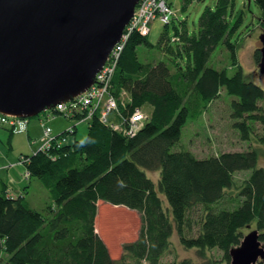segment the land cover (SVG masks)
Listing matches in <instances>:
<instances>
[{"label":"trees","instance_id":"16d2710c","mask_svg":"<svg viewBox=\"0 0 264 264\" xmlns=\"http://www.w3.org/2000/svg\"><path fill=\"white\" fill-rule=\"evenodd\" d=\"M190 2L182 0L181 10ZM247 3L249 8L256 4L262 22L264 0H244L243 6ZM236 6V0H216L202 10L193 31L181 20L172 37L167 33L171 19L164 23L157 46L169 61L138 60L136 47L150 43L147 35L132 33L110 80L116 110L105 117L100 110L90 115L78 98L63 109L43 110L37 118L39 136L28 139L36 148L15 161L23 170L21 184L6 183L0 173V264H158L174 236L205 264L220 263L208 254L213 250L230 264L229 250L248 228L257 230L264 244V89L246 79L238 62V44L232 39L243 25L244 10ZM219 45L230 51L235 66L230 75L208 64ZM260 56L257 47L256 64ZM222 90L235 97L230 116L239 139L255 147L198 157L181 144L182 130ZM136 114L140 117L132 121ZM55 115L74 124L55 131L50 123ZM22 119L23 131L0 122L9 145L14 133H27L30 117ZM82 120L88 123L87 133L79 140L76 121ZM47 127L52 143L40 147ZM239 172L246 176L236 181ZM32 177L52 197L45 213L26 198ZM101 203L139 214L138 235L122 245L119 258L97 229ZM169 264L198 263L182 258Z\"/></svg>","mask_w":264,"mask_h":264},{"label":"water","instance_id":"95a60500","mask_svg":"<svg viewBox=\"0 0 264 264\" xmlns=\"http://www.w3.org/2000/svg\"><path fill=\"white\" fill-rule=\"evenodd\" d=\"M138 2L0 0V113L32 117L86 91ZM259 39L264 74V28ZM229 255L230 264H264L258 231L245 234Z\"/></svg>","mask_w":264,"mask_h":264},{"label":"rangeland","instance_id":"374dc122","mask_svg":"<svg viewBox=\"0 0 264 264\" xmlns=\"http://www.w3.org/2000/svg\"><path fill=\"white\" fill-rule=\"evenodd\" d=\"M167 1L171 4L173 11V15L170 16L171 22L167 25L168 37H172L174 34V25H179L181 20H186V22H188L189 31H193L202 10L206 6L213 7L216 0H191L185 10H181L183 4L182 0ZM243 1L244 0H236L237 9L242 8L244 10V21L238 33L234 35L232 41H235L238 44L236 55L238 62L241 63L243 67L246 79L254 81L264 89V74L259 72L258 65L253 60V51L255 48L261 46L259 36L264 28V23L259 20L261 14L256 4L251 3L249 8L248 3L243 6ZM136 6L138 5L136 4L135 7ZM160 16L162 15L160 14ZM158 17L159 13H156L155 17L150 19L148 24L150 28L148 30L147 40L150 45L140 44L136 47L137 57L141 62L154 63L160 60L169 61L168 55H165L157 46L158 39L165 28V24L161 22ZM172 44L175 45V43ZM107 61L112 65L111 57ZM208 64L216 69H226L229 75L235 70V66L230 58V51L224 45H219L212 52ZM110 70L111 69H109V71ZM115 70L116 68L114 69V72ZM108 76L110 77V75ZM104 80L105 87L99 85L96 90L93 87L91 89L93 98L100 97L99 107L96 110L101 111L109 106L110 111H115L116 107L110 105L108 102V99L110 98L107 99L106 96H104L106 93H111V91H109L110 85L107 87V79L105 78ZM104 80L100 81V84H103ZM110 96L113 97V94ZM234 98V96L228 95L222 90L221 94L210 103L209 107L198 119L188 121L182 130L180 140L184 148L191 149L198 157H205L223 151H240L246 150L251 146L255 147V144H251L249 141L240 140L237 129L232 125L233 120L230 116V102ZM44 113L45 111H41L39 114L30 117L29 120H31V123L36 124L37 118ZM55 117L56 118L50 121L55 129L62 130V127L74 124L73 121H69L61 115H55ZM114 118V115L111 113L109 119L112 120ZM87 126L88 123L86 120L79 122L76 121L75 134L77 139H85ZM0 133V154H11L17 157L20 153H31L33 149L36 148V145L28 144L24 132L13 134L10 144L12 147L8 149V133L5 130ZM33 139H35V136H32L31 140ZM257 146L261 147L260 145ZM16 157H14L13 160H15ZM261 163L264 165V153L261 154ZM17 171L21 173L23 172V170L20 171V169ZM21 173H18V176L21 177ZM149 175L153 177L151 173H149ZM1 176L3 177V173H1ZM244 176H246L245 172H239L235 174V180L240 181ZM27 188L28 191L26 193V198L29 204L38 211L45 213L47 205L52 202V197L48 190L37 180V178L34 177L31 178L30 184L27 182ZM100 206L107 208L113 216L122 220L126 225L124 230H119V227L116 229V226L114 227V236L116 237V240L113 244H110L111 247L108 246L112 256L114 258H119L122 253V245L125 242L136 239L138 235L140 229L139 214L136 211L129 210L122 206H113L107 203H101L99 207ZM97 229H99L98 221ZM250 230L252 229L248 228L245 230V234ZM106 245L108 244L106 243ZM208 254L214 255L216 257L215 259L220 262L219 264H225L221 261V251L213 250L208 252ZM182 258H191L195 263L205 264V258L203 259L200 257L194 249L184 248L175 236L172 237L168 251L161 257L158 264H169L174 260H180ZM256 263L260 264L259 261Z\"/></svg>","mask_w":264,"mask_h":264},{"label":"built area","instance_id":"2783aa9c","mask_svg":"<svg viewBox=\"0 0 264 264\" xmlns=\"http://www.w3.org/2000/svg\"><path fill=\"white\" fill-rule=\"evenodd\" d=\"M138 6L135 7L134 13L132 18L130 19L129 23L126 25L123 34L121 36V39L114 45L112 50L110 51L103 67L95 76V82L83 93L80 95L72 98H78L83 101L82 106L85 108L86 106H89V112L90 115L98 109L99 103H100V97H92V92L91 89L92 87L96 90L97 86L103 85L105 87V78L107 79L108 85H110V80L112 77V74L114 72V69L117 66V63L119 62L120 54L127 43L129 37L131 36L132 33H140L141 35H147L148 30H149V22L150 19L155 17L156 13H159L158 19L167 24L170 21V16L173 15L172 7L171 4L167 0H139L137 3ZM160 14L162 16H160ZM112 58V65L108 63V59ZM108 68V71H107ZM109 69H111L109 71ZM106 71V72H103ZM103 72V73H102ZM110 75V77L108 76ZM104 80L103 84H100V81ZM93 89V90H94ZM110 93H106L104 96L108 99V102L112 106H117L115 102V98L110 96ZM110 96V97H109ZM65 105L64 103L57 104V109H63ZM110 111V107L107 106V108H104V110H101L102 112V117L106 116V112ZM140 117L139 114H136L132 121L137 120ZM8 122L9 125L12 126H18L19 130L16 129V131H23L26 127V121L22 119L21 117L17 116H12V115H6V114H1L0 113V122ZM117 127V126H115ZM52 143V136L50 135V128L47 127L44 129V135L41 138V146L40 147H48Z\"/></svg>","mask_w":264,"mask_h":264},{"label":"crops","instance_id":"0c3cea01","mask_svg":"<svg viewBox=\"0 0 264 264\" xmlns=\"http://www.w3.org/2000/svg\"><path fill=\"white\" fill-rule=\"evenodd\" d=\"M55 129V128H54ZM39 122L36 121L35 123H31V120L28 123V130L27 133H24L26 136V139H29V136H39ZM60 130V129H55V131ZM4 131L3 127H0V132ZM1 135V133H0ZM12 138V137H11ZM7 140H8V136H7ZM29 141V140H28ZM11 144V141H10ZM29 144V143H28ZM8 149H10L12 147V145L10 146L8 143ZM19 155V154H18ZM16 157L14 155L11 154H4L1 153L0 154V173H3V180L7 183V182H11L13 185L19 186V184H21V178L20 176H18L20 172H18L17 170L20 169L21 171V166L15 165V160H13V158ZM18 176V178H17Z\"/></svg>","mask_w":264,"mask_h":264},{"label":"bare ground","instance_id":"6f19581e","mask_svg":"<svg viewBox=\"0 0 264 264\" xmlns=\"http://www.w3.org/2000/svg\"><path fill=\"white\" fill-rule=\"evenodd\" d=\"M97 221L99 226L98 230L108 246H110L111 243L113 244L116 240V237L114 236V227L116 226V229L119 227V230H124L126 226L122 220L118 219L116 216H113L111 212H109V210L103 206L99 207Z\"/></svg>","mask_w":264,"mask_h":264},{"label":"clouds","instance_id":"9594fccd","mask_svg":"<svg viewBox=\"0 0 264 264\" xmlns=\"http://www.w3.org/2000/svg\"><path fill=\"white\" fill-rule=\"evenodd\" d=\"M81 143H83V141Z\"/></svg>","mask_w":264,"mask_h":264}]
</instances>
